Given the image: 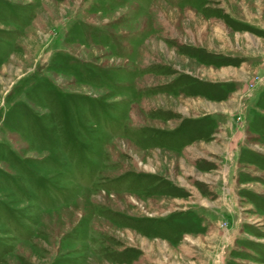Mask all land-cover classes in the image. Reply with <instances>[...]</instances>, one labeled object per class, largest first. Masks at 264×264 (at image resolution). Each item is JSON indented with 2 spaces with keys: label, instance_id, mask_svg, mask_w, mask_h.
Listing matches in <instances>:
<instances>
[{
  "label": "rangeland",
  "instance_id": "1",
  "mask_svg": "<svg viewBox=\"0 0 264 264\" xmlns=\"http://www.w3.org/2000/svg\"><path fill=\"white\" fill-rule=\"evenodd\" d=\"M0 264H264V0H0Z\"/></svg>",
  "mask_w": 264,
  "mask_h": 264
}]
</instances>
